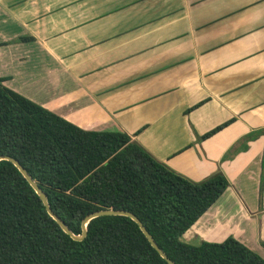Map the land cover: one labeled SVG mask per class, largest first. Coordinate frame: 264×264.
<instances>
[{
  "label": "crops",
  "instance_id": "crops-1",
  "mask_svg": "<svg viewBox=\"0 0 264 264\" xmlns=\"http://www.w3.org/2000/svg\"><path fill=\"white\" fill-rule=\"evenodd\" d=\"M0 41L9 87L193 180L221 170L182 237L264 257V0H0Z\"/></svg>",
  "mask_w": 264,
  "mask_h": 264
},
{
  "label": "trees",
  "instance_id": "trees-1",
  "mask_svg": "<svg viewBox=\"0 0 264 264\" xmlns=\"http://www.w3.org/2000/svg\"><path fill=\"white\" fill-rule=\"evenodd\" d=\"M3 79L0 76V154L21 163L45 192L51 209L75 233L89 212L121 208L136 214L177 264H264L262 255L233 235L196 244L182 238L229 185L221 170L193 180L127 132L79 126ZM0 264L170 263L126 214L94 216L86 234L73 238L19 168L1 158Z\"/></svg>",
  "mask_w": 264,
  "mask_h": 264
},
{
  "label": "water",
  "instance_id": "water-1",
  "mask_svg": "<svg viewBox=\"0 0 264 264\" xmlns=\"http://www.w3.org/2000/svg\"><path fill=\"white\" fill-rule=\"evenodd\" d=\"M1 158H7L10 159L18 168L19 170L23 173V175L27 178V180L31 183V185L34 187V189L37 191L39 196L41 197L42 201L44 202L48 212L58 221L60 226L70 234L73 238L76 239H81L85 234H86V224L88 220L94 216L97 215H102V214H126L131 216L140 226L152 246L155 247V249L159 252V254L164 257L170 264H177L174 260H172L166 253L165 251L157 244V242L154 240L152 235L149 233L145 225L142 223V221L139 219V217L134 214L133 212L126 210V209H121V208H100L94 211L89 212L86 214L82 220H81V226L82 230L79 233H75L50 207L47 197L43 189L39 187V185L36 183V181L33 179V177L28 173V171L21 165V163L14 157L8 154H0V159ZM183 238V237H182Z\"/></svg>",
  "mask_w": 264,
  "mask_h": 264
},
{
  "label": "rangeland",
  "instance_id": "rangeland-1",
  "mask_svg": "<svg viewBox=\"0 0 264 264\" xmlns=\"http://www.w3.org/2000/svg\"><path fill=\"white\" fill-rule=\"evenodd\" d=\"M193 106V105H192ZM193 108V107H192ZM163 161V160H162ZM200 180V179H199Z\"/></svg>",
  "mask_w": 264,
  "mask_h": 264
}]
</instances>
